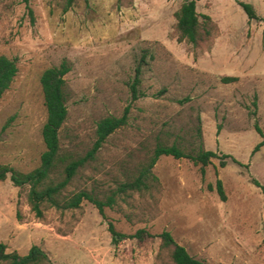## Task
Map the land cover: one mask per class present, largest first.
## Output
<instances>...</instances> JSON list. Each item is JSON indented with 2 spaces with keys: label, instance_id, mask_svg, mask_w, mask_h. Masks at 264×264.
<instances>
[{
  "label": "rangeland",
  "instance_id": "374dc122",
  "mask_svg": "<svg viewBox=\"0 0 264 264\" xmlns=\"http://www.w3.org/2000/svg\"><path fill=\"white\" fill-rule=\"evenodd\" d=\"M244 1L257 17L237 0H196L219 32L209 47H193L174 28L183 0H0V54L18 65L0 97V162L23 171L39 164L46 119L40 74L63 58L70 62L68 114L59 130L66 150L84 153L97 121L128 108L126 123L68 186L112 195L103 214L84 199L76 208L48 207L39 219L27 203L28 186L13 184L9 174L0 179V241L7 251L24 254L35 243L54 264H175L167 249L159 250L158 236L131 235L145 227L169 230L204 264H264V194L253 182L264 184V144L254 149L262 139L256 126L264 134V0ZM224 74L237 79L223 82ZM159 140L217 156L202 172L188 157L162 154L148 189L121 191ZM109 222L125 234L117 243Z\"/></svg>",
  "mask_w": 264,
  "mask_h": 264
},
{
  "label": "trees",
  "instance_id": "16d2710c",
  "mask_svg": "<svg viewBox=\"0 0 264 264\" xmlns=\"http://www.w3.org/2000/svg\"><path fill=\"white\" fill-rule=\"evenodd\" d=\"M27 2V0H25ZM249 18L257 17L252 3L237 0ZM28 11L32 13V8L27 4ZM176 21L174 28L179 40H185L193 47H209L213 38L219 32L217 22L206 12L196 10V0H183L174 12ZM144 53L141 55L135 67V75L131 84L133 97L138 95L137 84L140 81V73L144 62ZM70 69V62L63 58L58 64L44 68L40 74V84L43 93V102L46 108V119L41 128V136L45 145L40 154V162L32 169L23 171L7 163L0 162V179H4L9 174L10 180L15 185H27L26 199L34 215L42 219L48 207L59 209L79 207L84 199L92 202L103 214L105 205H111L114 201L112 195L107 199L100 198L92 190L87 188L70 189L72 179L85 164L96 156V151L102 146L106 137L116 128L124 125L128 117L126 107L121 115L108 114L101 117L96 124L95 140L90 148L84 153H74L66 150L60 143L59 130L67 117V100L69 90L64 77ZM18 71L16 57L0 54V97L12 83ZM237 79L234 74H224L221 76L223 82H230ZM262 135V139L254 146L257 149L264 144V134L256 126ZM162 154H170L174 157H188L195 164L200 165L204 172V166L210 162L211 157H216L214 150L200 146L198 149L186 151L178 143L159 140L145 163L138 168V174L131 180L122 182L121 191L148 189L157 176L152 172V166L157 158ZM227 155V154H225ZM220 165H225L224 158H220ZM253 182L261 188L264 194V184L256 178ZM216 188L224 199L222 181L216 180ZM17 216H20L17 211ZM264 228V218H263ZM113 243L122 238L125 234L117 230L112 222L108 223ZM139 241L146 238L158 236L160 238L159 250L165 248L175 264H204L203 261L191 255L184 245L175 240L172 233L163 229L158 233H153L145 227H139L131 234ZM0 260H6L8 264H54L47 251L38 244H32L24 254L16 250H6V244L0 241Z\"/></svg>",
  "mask_w": 264,
  "mask_h": 264
}]
</instances>
